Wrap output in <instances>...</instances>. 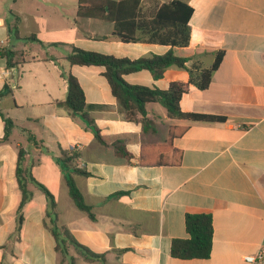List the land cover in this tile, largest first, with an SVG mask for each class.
Here are the masks:
<instances>
[{
    "label": "crops",
    "instance_id": "1",
    "mask_svg": "<svg viewBox=\"0 0 264 264\" xmlns=\"http://www.w3.org/2000/svg\"><path fill=\"white\" fill-rule=\"evenodd\" d=\"M169 1L142 0L141 14L149 16ZM182 1L193 9L189 44L172 49L173 54L186 58L187 68L201 69L212 65L216 53L222 57L207 87L189 84L179 108L222 120L169 119L160 104L149 103L145 111L151 124L143 131L140 123L124 119L102 67L73 66L64 57L76 47L136 60L165 54L168 47L103 39L112 26L94 20L75 22L77 0H0V47L12 51V62L17 63L7 68L5 58H0V69L9 71L8 78L0 80V264L62 260L44 224H48L44 193L28 183L31 197L19 211V151L25 173L54 197L57 225L103 257L102 262H85L69 246L75 264H249L243 258L264 245V0ZM13 27L20 46L23 40L41 41L52 53L31 60L21 54L19 60L21 48L7 39ZM37 65L41 67H32ZM68 73L78 80L85 113L105 144L95 139L81 116L57 106L67 93L61 74ZM122 78L130 85L166 90L171 82H188L189 75L169 67L158 80L145 70ZM3 119L12 123L6 140ZM170 126L187 127L172 141V157L179 162L139 165L141 147L163 144ZM117 140L130 160L114 153L111 144ZM72 147H77L73 166L84 173L72 178L94 220L74 206L57 161ZM186 214L211 216L207 259L170 256L171 241L188 237Z\"/></svg>",
    "mask_w": 264,
    "mask_h": 264
},
{
    "label": "trees",
    "instance_id": "2",
    "mask_svg": "<svg viewBox=\"0 0 264 264\" xmlns=\"http://www.w3.org/2000/svg\"><path fill=\"white\" fill-rule=\"evenodd\" d=\"M142 0H77L75 22L77 20H94L108 23L112 26L111 33L103 39H114L122 43L149 42L160 46L168 47L169 50L162 55H151L146 58L130 60L116 58L111 55H104L97 52L84 51L71 47L70 52L64 59L73 66H98L103 68L102 76L107 81L111 95L116 100L119 111L127 122L140 123L143 131L151 124L146 117L145 106L149 103H158L166 111L169 119H182L190 122L213 123L220 122L222 118L185 113L179 108L181 97L187 92L189 84H196L199 89H205L209 84L212 73L218 67L222 54H215L212 65L207 69L197 66L187 68L186 58L177 57L172 49L184 48L189 44L190 28L188 25L193 9L182 0H172L162 3L149 16L141 14ZM13 36L17 37L15 27L10 29ZM0 58H5L7 68L16 65L12 62L14 53L9 49L0 47ZM176 67L188 72V82H171L166 90L155 87L127 84L122 76L124 74L145 70L151 73L154 80L162 77L165 69ZM197 73V78L195 75ZM67 85L66 97L63 101L57 102V106L64 108L72 115H79L92 130L95 139L105 144L99 135V131L93 120L85 113V97L78 80L71 74H61ZM196 78V79H195ZM1 116V114H0ZM4 121V136L8 137L12 123L8 119ZM187 130L186 126H170L168 137L163 144L146 145L141 147L138 163L141 166H170L179 162L178 157H172V141L181 136ZM29 141L37 144L30 136ZM114 153L124 159L130 160L132 156L125 150L121 141H114L111 144ZM22 152H18L16 175L21 190V201L19 211L30 199L31 193L27 190V184L40 189L46 198V213L48 218V230L55 242V251L62 256L63 261L68 264H75V258L69 255L68 247L71 246L75 254L85 262L103 261L102 255H96L84 246L78 244L64 226H58L56 221V203L54 197L31 175L25 173L21 167ZM76 153H62L58 158V164L65 176V185L68 195L74 206L89 219L94 220L91 207L86 205L83 197L76 187L72 175L81 174L73 166ZM185 231L188 235L185 239H173L170 244V256L179 260L207 259L211 253L212 246V220L209 214H186L184 217ZM19 228V227H18Z\"/></svg>",
    "mask_w": 264,
    "mask_h": 264
},
{
    "label": "rangeland",
    "instance_id": "3",
    "mask_svg": "<svg viewBox=\"0 0 264 264\" xmlns=\"http://www.w3.org/2000/svg\"><path fill=\"white\" fill-rule=\"evenodd\" d=\"M9 1H12V0H9ZM9 10H11V9L6 10L7 16H9ZM7 39L9 40L11 45H15V48H19V47L21 48L22 53L18 52V54H17V58L19 60H21V54H23V58L25 60H31V58L33 56L35 57L36 55L42 56L44 58H48V56L52 53L51 50H47L46 45H43L42 43H40L41 41L39 42V41H33V40H23L21 42V46H20V43H17V40L14 38L13 35H9L7 37ZM32 67H39L40 68L41 66L37 65V66H32Z\"/></svg>",
    "mask_w": 264,
    "mask_h": 264
},
{
    "label": "built area",
    "instance_id": "4",
    "mask_svg": "<svg viewBox=\"0 0 264 264\" xmlns=\"http://www.w3.org/2000/svg\"><path fill=\"white\" fill-rule=\"evenodd\" d=\"M8 69H0V80H6L8 78ZM77 147H72L71 152H75ZM244 261L249 264H264V245L259 247L254 254L246 255Z\"/></svg>",
    "mask_w": 264,
    "mask_h": 264
}]
</instances>
